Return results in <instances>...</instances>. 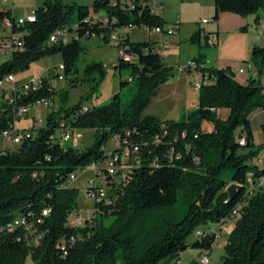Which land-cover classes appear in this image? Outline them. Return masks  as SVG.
<instances>
[{
  "label": "trees",
  "instance_id": "1",
  "mask_svg": "<svg viewBox=\"0 0 264 264\" xmlns=\"http://www.w3.org/2000/svg\"><path fill=\"white\" fill-rule=\"evenodd\" d=\"M214 3V20L221 12L243 17L264 13V0ZM35 10V20L19 28L24 31L26 48L0 64V80L43 56L62 53L71 85L89 81L94 94L104 68L101 62H90L80 79L81 39L96 36L112 44L113 34L130 25L165 29L166 24L150 0H92L91 6L44 0ZM10 20H14L13 9L1 8L0 29L10 26ZM58 28H66L71 39L47 45ZM202 32V28L194 31L189 43L199 44ZM116 46L132 57L126 61L120 56L115 63L119 70L132 69L133 78L121 81V87L138 80V89L125 108L117 93L109 102L90 105V111L81 113L84 100L69 106L68 91H60L59 110L47 113L46 125L36 136L17 150L0 149V229L17 216L35 220L44 209L50 210L40 225L44 237L39 246L19 241L18 231L0 233V264H25L28 256L34 264H170L189 248L210 253L216 241L213 235L189 238L202 226L235 218V210L239 213L225 246L224 264H264V186L252 194L249 190L250 177L257 181L264 176V166L252 163L264 152V143L255 146L250 119L255 109H264L261 81L249 78L247 84L240 83L232 68L205 65L207 54L201 51L195 57L203 76L198 108L176 120L143 116L161 86L174 75V67L164 62L158 42L151 39L133 41L126 34ZM251 63L261 75L263 46L253 47ZM47 94L40 89L24 95L17 104H34ZM217 108L229 109V116L220 118L214 111ZM62 119L76 128L94 129V143L79 150L55 142L52 136ZM16 120L14 106L0 100V144L3 131ZM204 121L213 124L211 132L203 130ZM183 132L186 136L182 138ZM117 136L140 145L139 163L128 169L126 178L112 182L109 203L96 200L95 213L87 224L72 228L68 216L78 207L79 190L63 185H68L74 172L82 173L87 166L105 161L110 153L105 144ZM158 136L161 142H156ZM243 137L245 144L241 145ZM170 144L174 151L164 155ZM157 158L160 163L154 164ZM180 201L184 211L176 217L171 210ZM72 236H79L78 240L68 243L64 254L61 241Z\"/></svg>",
  "mask_w": 264,
  "mask_h": 264
},
{
  "label": "rangeland",
  "instance_id": "2",
  "mask_svg": "<svg viewBox=\"0 0 264 264\" xmlns=\"http://www.w3.org/2000/svg\"><path fill=\"white\" fill-rule=\"evenodd\" d=\"M65 3H70L72 5H92V0H63ZM165 3L163 9H155V12H161L162 16L165 17V29L176 27L175 23H182L178 26L177 34L175 35V43L177 40L180 42V50L175 49L174 42L164 45L161 33H149L144 27H134L129 30L119 32V38L129 34L131 40L133 41H146L148 39L156 40L162 45V53L165 57V63L169 66L174 67V75L171 79L162 85V90H160L159 96L152 98L149 105L143 111V116L153 115L161 119H172L180 118L184 112L192 111L197 109L199 106V93L200 89L196 87L197 82H201L199 70L194 68L192 72L183 69L184 73L180 74L178 64L183 63L189 58L195 61L194 52L188 49V46L193 44L189 43L188 39L191 36L192 26H197L196 22H192V18H196L198 15H205L208 10V5H211L213 0H150V6L154 7L157 3ZM44 3V0H9L8 2H3L0 0L1 8H13L14 16L16 19L23 18L26 16L27 12L37 5ZM182 14V15H181ZM77 15V14H75ZM200 21V27L204 28L205 23ZM177 26V27H178ZM1 35V34H0ZM81 44L84 50L80 56L78 67L80 70L79 77L83 79L84 69L86 65L90 62H101L104 68L103 80L99 86V89L94 94H91V82L80 81L76 86H72L70 79L66 78L61 81L58 85L59 93L60 91H68V101L67 105L72 106L77 104L82 99L85 104L88 105H100L109 102L115 94L120 93L122 107L125 108L134 94L138 89V80L135 79L129 82L124 87H121V81H127L133 78L132 69L129 67L123 68L121 70L115 67V63L118 62L120 57V50L116 45L105 44L99 37L83 38L81 39ZM177 46V44H176ZM215 47L212 45L207 49L208 55L212 57V53ZM252 55V51H251ZM251 55L248 60L251 63ZM7 60L6 56L0 52V64ZM63 62L62 53H56L52 55H46L38 60L32 62L30 66L23 70L15 73L17 82L22 84L24 82L30 81L32 78H39L44 75L54 73L56 67ZM252 64V63H251ZM253 65V64H252ZM100 76V74H99ZM58 93L57 100L60 103L61 96ZM91 96H88L90 95ZM88 96V98H86ZM48 108L43 105L36 104L32 105L30 111L26 118L19 119L17 122L18 127L31 129L34 125V119H43V122L35 124L34 136H36L41 127L46 125ZM76 134L78 135L79 145L74 147L79 150H84L94 143L96 133L92 128H77ZM66 147H73L72 142H66L64 144ZM0 147L9 148L11 150H17L19 145L12 142H1ZM117 147V142L114 139H110L105 144L106 151L111 152ZM258 159H254L252 163H257ZM108 163L106 160L103 164ZM262 166V163H259ZM95 165H89L82 171L77 178L69 183V187H76L79 190L78 197V207L75 213L78 217L82 218L84 221L91 218L95 213V202L90 197L86 196V186L88 180L94 176ZM107 193L111 194V189L105 186ZM178 217L184 211V205L180 201L175 209L171 210ZM236 218H233L230 223L224 224L222 227L224 231H221V236L218 239V246L215 251L216 259H219L221 253L220 248L227 243L228 237L234 228L236 223ZM204 228L203 226L201 229ZM195 234H192L189 238L190 241L194 240ZM191 255V251L186 253V257ZM25 264H34L31 256H28ZM170 264H176L175 261ZM218 264H224L223 259L218 261Z\"/></svg>",
  "mask_w": 264,
  "mask_h": 264
},
{
  "label": "built area",
  "instance_id": "3",
  "mask_svg": "<svg viewBox=\"0 0 264 264\" xmlns=\"http://www.w3.org/2000/svg\"><path fill=\"white\" fill-rule=\"evenodd\" d=\"M9 0H3V2H8ZM165 6L162 3H157L153 7V9H163ZM35 8L29 10L25 17L16 19L14 14V20H10V26H2L0 29V52L6 56L7 59L12 58L15 53L23 52L26 48L24 41V31L19 28L24 27L28 22H33L35 20ZM95 19L98 18L97 15H93ZM209 20L205 19L203 22H208ZM106 22V19H105ZM176 27H172L169 29H162L160 27L150 28L148 26H142L144 29L151 33H166L171 38H174L178 32V24H175ZM178 26V27H177ZM261 29L264 30V23L260 24ZM134 28L132 25L127 28H123L118 30L112 36V44L117 45L119 42V32L129 30ZM71 35L66 28H58L53 32L49 39L47 45H52L54 43L63 42L66 43L71 39ZM166 45V44H164ZM120 56H122L126 61L132 60V57L125 53V51H120ZM187 67H196V63L194 61L188 62ZM184 69V67L182 68ZM236 73H244L245 68L240 67L236 71ZM66 79L65 75V66L60 63L54 73H50L44 75L39 78H32L28 82H24L19 84L17 82L15 74H10L5 76L0 80V100L8 103L9 105L14 106L15 118L17 120L10 125L9 128L3 131L1 140L2 142L8 141L12 142L16 145L22 144L25 140L34 137V128L36 123H42L43 119H39L38 121L34 119L33 128H20L17 125L19 119L26 118L30 108L32 105L40 104L48 108L49 112H56L60 108V103L57 100L58 98V85L61 81ZM208 78L205 79V82H208ZM202 82H197L196 87L200 88ZM40 89H46L48 94L36 101L34 104L29 105H18L17 102L22 99V97L28 93L36 92ZM91 110V106L88 104H84L80 112H88ZM76 127L72 126L71 123L65 119H62L59 122V125L56 127V130L52 136L53 140L62 146L66 142H72L73 147H77L79 145L78 135L76 134ZM168 131H164V136H167ZM186 133L183 132L181 137H185ZM197 137V135H196ZM117 142V147L115 152H110L109 156L106 160L108 163L103 164V162H99L95 165L94 176H92L87 183L86 186V196L91 199L99 201H103L105 203H109L112 199L110 194L107 193L105 186H108L111 189L112 182H119L120 180L126 178L127 171L130 167L137 165L139 163V157L141 153V147L139 144H135L128 137L121 139V137L117 136L113 138ZM179 139L178 135H175L174 142H177ZM162 139L158 136L156 138V142H161ZM240 144H245V138L240 139ZM6 148V147H5ZM175 146L172 144L166 146V150L164 151V155H167L169 152L174 151ZM0 149H4L0 147ZM180 157V155H178ZM160 159L157 158L154 161V164H159ZM260 161L264 166V152L261 153ZM81 174L80 172H74L69 179L68 185H63V187H68L69 183L73 182L77 176ZM264 186V176L258 178L257 181L252 180L250 177V193H254L257 188ZM50 210L44 209L43 215L38 217L37 219L30 220L28 217H25L18 221H9L6 223L1 229V232L10 233L18 231L17 239L21 242H24L28 246H39L43 242L44 231L40 229V225L44 224V217L49 215ZM238 210L234 211V216H238ZM93 216V215H92ZM235 217V218H236ZM232 218H227L220 222L219 224H212L206 226L202 229L198 228L195 231V237H202L204 235H213L215 240L219 239L221 236V231L223 230L222 226L224 224H228L231 222ZM88 220V219H87ZM87 220H83L78 217L75 211H72L68 216V225L72 228H81L87 224ZM79 236H72L69 239H63L60 244V248L63 253H66L67 244L75 243L78 240ZM208 251H203V255L200 258V264H209L210 257ZM176 264H182L180 260H175Z\"/></svg>",
  "mask_w": 264,
  "mask_h": 264
},
{
  "label": "crops",
  "instance_id": "4",
  "mask_svg": "<svg viewBox=\"0 0 264 264\" xmlns=\"http://www.w3.org/2000/svg\"><path fill=\"white\" fill-rule=\"evenodd\" d=\"M162 4H164L165 6L164 2ZM207 7H208V10L205 12V15H202L203 16L202 19L200 17L201 15H198L196 18L191 19L192 22H196L198 25L192 26L190 35L194 31H196L198 28H202L200 27L199 19H201V22L205 23L206 26L202 28L203 32H202V37H201V41L199 42V44H193L192 46H188V49L194 52L195 54L194 56H196V54H199V52L201 51L206 52L207 58H206L205 65L207 66H213L216 68L230 67L234 71H236L240 67H243L245 68L244 73L235 72V78L240 83L247 84L249 82V78H254L257 80L259 79L261 81L262 86L264 87V71L261 75H259L256 67L248 61L250 59L251 51L254 46L259 45V46L264 47V30L261 29L260 27V24L264 23V13L260 11L259 14L257 15H250V16L243 17L236 13L221 12L218 20H214L213 19L214 14H215L214 0L212 4L208 5ZM14 13L15 12L13 9V14ZM156 13H159V12H156ZM159 14L162 16L161 12ZM163 19L165 20V17H163ZM205 19L209 21L203 22V20ZM175 24L179 25L180 23H175ZM178 29H181V27L179 26ZM151 33H155V32H151ZM209 33L211 34L206 39L205 35ZM161 35H162L163 42H164L163 44H169L170 42L175 41L174 38H171L166 33H161ZM158 40L159 39H156L153 41L158 42V48L160 52L162 53V45L160 44ZM173 44L175 45V49L177 51L181 49L180 42L178 40H177V43L174 42ZM212 45L215 47V49L211 57L210 55H208L207 49H209V47ZM192 60L193 59L189 58L186 61L183 60V63L178 64L179 69H180L179 71L180 74L184 73V70L182 69L183 67L184 69L190 72H192V70L196 68V67H187L188 62H191ZM164 62H165V57H164ZM199 74H200V78L202 82L203 76L200 71H199ZM160 90H162V86ZM160 92L161 91H159V93L156 95L157 97L159 96ZM214 111L222 119L227 118L230 113L229 109L227 108H217V109H214ZM172 119L176 120V118H172ZM250 119H251V128H252V134H253V142L255 146H259L264 143V109H261V108L255 109L251 113ZM161 120H170V119H161ZM202 128L206 132H211L214 129V126L211 122L204 121L202 124ZM260 158H261V154L256 158L258 159L257 160L258 162L256 164H258L259 166H261L259 164L261 163ZM217 246H218V239L215 241L210 253H208L210 257L209 264H218V261L223 259V256L225 254V248L219 247V250L221 249L220 251L221 255L219 259H216L215 251L217 249ZM225 246L226 244L222 247H225ZM188 251H191V255L189 257H186L185 255L186 253H188ZM202 255H203L202 250L189 248L186 251L181 253L180 262L182 264H190L192 261L196 260L199 263Z\"/></svg>",
  "mask_w": 264,
  "mask_h": 264
},
{
  "label": "bare ground",
  "instance_id": "5",
  "mask_svg": "<svg viewBox=\"0 0 264 264\" xmlns=\"http://www.w3.org/2000/svg\"><path fill=\"white\" fill-rule=\"evenodd\" d=\"M21 219H23V217H21V216H17V217H15V218H13L12 221H18V220H21Z\"/></svg>",
  "mask_w": 264,
  "mask_h": 264
}]
</instances>
